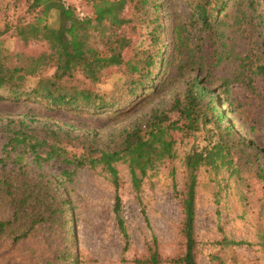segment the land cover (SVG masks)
I'll return each mask as SVG.
<instances>
[{"label": "trees", "instance_id": "obj_1", "mask_svg": "<svg viewBox=\"0 0 264 264\" xmlns=\"http://www.w3.org/2000/svg\"><path fill=\"white\" fill-rule=\"evenodd\" d=\"M187 3L188 15L185 20L174 17L172 31L167 35L170 43L166 45L158 15L155 19L148 16L152 8L159 10L158 0H95L94 17L98 23L93 18H80L75 8L62 0H33L29 11L37 16L33 21L19 22L17 35L26 45L34 40L44 41L50 51L27 58L26 64H14L0 49V99L14 102L33 99L58 112L102 111L116 116L151 90L157 91L154 83H160L158 79L163 77L157 69L167 72L171 67V72L188 78V103L181 111L191 118L187 129H195L198 120L192 118L191 112L199 107L198 119L213 123L218 141L210 149L192 151L185 158L187 181L181 193L180 225L183 253L164 258L154 237L145 256L136 260V264H198L196 189L201 167L209 166L216 172L224 167L230 169L236 158L251 161L256 147L255 156L261 158L257 176L262 183L264 207V147L248 140L255 128L237 124L246 133L243 136L235 128L236 123L229 120V115L238 111L230 96L232 84L246 80L252 84L254 76L264 77V0H187ZM129 9H133L131 17ZM53 10L58 14L57 28L50 27L44 17ZM136 21L151 25L150 48L139 52L136 62H125L123 51L131 42L116 30ZM4 33L0 32V36ZM94 38H99L102 50ZM239 42L246 48L235 52ZM229 60L240 64L239 74L233 78L219 76L218 67ZM123 64L128 65L137 79H126L109 93L102 94L75 82L76 74L83 71L97 83L103 70ZM49 68L54 69V74L43 76ZM30 78L37 79L33 85L28 84ZM34 120L35 116L27 113L17 122L4 147L5 157L0 158V264L81 263L75 244L72 202L61 190L72 174L63 171V181L59 182L31 171L23 156L12 158L20 146L32 153L37 165L63 160L77 167L102 168L115 190L113 212L127 251L130 235L122 216V180L116 164H127L134 190L141 191L143 178L155 162L174 159L173 132L181 129L178 123L170 121L165 111H152L144 123H136L109 146L99 148L95 136L90 139L71 132L77 129L74 125L70 126L71 131H60L46 124L38 126L37 132L32 129ZM40 151L45 155L39 154ZM12 159L13 166L9 167L7 162ZM175 172L171 168L173 176ZM245 243L226 237L220 241L225 246ZM261 243L264 246V235Z\"/></svg>", "mask_w": 264, "mask_h": 264}, {"label": "rangeland", "instance_id": "obj_2", "mask_svg": "<svg viewBox=\"0 0 264 264\" xmlns=\"http://www.w3.org/2000/svg\"><path fill=\"white\" fill-rule=\"evenodd\" d=\"M62 1L65 5L75 8L80 18H93L94 23L99 22L94 17L95 0ZM31 2L33 0H0V32L6 31L0 36V49L14 64H26L27 58L50 51L49 45L44 41L34 40L26 45L17 35L16 25L19 22L33 21L37 16L29 11ZM158 2L159 10L152 8L148 16L155 19L158 15L164 28V40L167 45L170 43V36L167 35L172 31L174 17L185 20L190 9L187 0ZM132 13L133 9H129L128 17H131ZM44 17L50 27L59 26L55 10L50 16ZM150 30L151 25L140 21L116 30L117 34L131 42L130 47L123 51L125 62H136L137 54L150 48ZM94 42H98L100 50L103 49L99 38H94ZM245 46L243 43H237L235 52L244 49ZM239 69V63L229 60L218 67L217 74L233 78L239 74ZM157 72L163 76L158 79L160 83H154L157 91L151 90L145 97L116 116L102 111L91 114L52 111L45 108V104L33 99L28 102L0 99V158L5 157L4 147L11 136L10 130L15 128L17 122L27 113L35 116L32 129L37 132L40 131L38 126L46 124L60 131H71L69 128L74 125L77 129L71 132L90 139L95 136L97 138L95 144L99 148L109 146L114 138L122 135V132L132 128L136 123H144L152 111L167 112L170 121L177 122L181 128L173 132V138L176 140L174 159L155 162L143 178L141 191L134 190L127 164L123 162L116 164L122 180V216L130 235V246L127 251H124L125 240L118 229L113 212L115 190L102 168L77 167L66 164L63 160L37 165L32 153L21 146L12 153L13 159L17 155L23 156L31 171L51 176L59 182L63 181L61 177L63 171L67 170L72 174L63 183L61 190L72 202L75 244L80 264H136V260L145 256L147 245L151 244L154 237L164 258L178 257L183 253L180 225L183 219L181 193L187 181L185 158L192 151H205L216 144L217 131L211 121L198 119L199 107L191 112L193 119L197 117L196 127L194 130H188L187 124L191 118L188 119L181 113L188 103L186 96L188 78L171 72V67L167 72L162 69H157ZM53 74L54 69L49 68L42 75L47 77ZM253 78L252 84L249 83L250 80L232 84L230 96L238 111L229 115V120L233 124L236 123L235 128L243 136L246 133L237 124L243 123L255 128L254 134L248 135V140L264 147V77ZM126 79L136 80L137 75H131L128 65L123 64L121 67L103 70L97 83H93L83 71L76 74L75 82L105 94L116 85L123 84ZM36 80L30 78L28 84L33 85ZM206 115L210 116V112ZM253 151L258 155L256 147H253ZM39 154L45 155L43 151ZM255 155L248 162L236 158L234 166L230 169L224 167L219 172L209 166L198 170L196 189L198 264H264V246L261 243L264 235V207L262 183L257 176L261 158ZM13 159L7 162L9 167L13 166ZM173 167L176 170L174 176L171 174ZM224 237L227 240L246 243L239 246L221 245L220 241ZM13 261L21 262L15 259Z\"/></svg>", "mask_w": 264, "mask_h": 264}]
</instances>
